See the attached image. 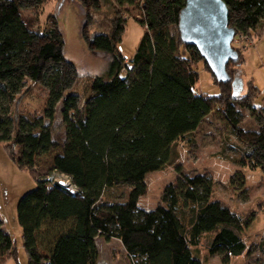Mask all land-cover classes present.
<instances>
[{
    "label": "trees",
    "instance_id": "1",
    "mask_svg": "<svg viewBox=\"0 0 264 264\" xmlns=\"http://www.w3.org/2000/svg\"><path fill=\"white\" fill-rule=\"evenodd\" d=\"M47 1L0 0V143L37 180L17 203L28 264H94L98 238L120 240L133 264H205L200 256L205 234L211 235L208 256L218 255L228 264L241 255L246 245L240 232L247 221L215 196L209 174H185L177 165L178 177L165 187L156 208L140 207L139 199L147 191L146 175L176 162L179 141L194 145L196 131L212 112L221 110L241 138L228 113L230 101L255 114L251 102L258 88L253 86L251 95L238 93L228 64L232 80L215 78L219 94L195 92L197 64L204 59L180 36L186 0H82L88 46L103 52L109 66L92 79L91 95L81 105L79 93L66 95L79 72L64 56L56 17L50 14L46 25L40 19ZM224 1L236 31H250L264 19V0ZM103 4L111 7L106 28L90 36V10L102 12ZM126 5L141 8L144 15V34L131 59L118 46L128 22L121 9ZM29 80L47 90L46 106L39 115L14 117L11 104L27 92ZM61 101L62 142L54 132ZM243 141L249 152L239 163L264 170V128L255 140ZM57 149L50 169L67 176L75 192L39 174L37 160ZM237 176L244 188L243 173ZM10 258L17 259L16 241L0 217V264Z\"/></svg>",
    "mask_w": 264,
    "mask_h": 264
},
{
    "label": "rangeland",
    "instance_id": "2",
    "mask_svg": "<svg viewBox=\"0 0 264 264\" xmlns=\"http://www.w3.org/2000/svg\"><path fill=\"white\" fill-rule=\"evenodd\" d=\"M137 1L142 2V0ZM108 7L103 4L102 12L99 13L94 9L90 10L94 17L88 29L90 36L97 29L106 28L108 20L105 15L111 14ZM121 9L125 12L123 15L128 18V22L118 46L124 56L131 59L144 34L145 27L140 23L144 15L142 9L136 6L126 5ZM50 14L55 15L63 33L65 58L72 62L79 72L75 85L66 95L71 92L79 93L81 105H84L91 95L92 79L97 75L106 74L108 59L103 52H92L88 46L84 35L88 13L82 0H48L43 5L40 18L43 25H46ZM232 45L239 52V59L229 63L234 71L232 82L238 80L237 92L243 96L247 91L251 95L253 86L259 90L257 97L251 102L255 107V114L250 108L235 105L233 100L230 101L228 110L240 129L241 138L249 142L259 137L264 128V19L250 31L237 30ZM197 68L200 78L195 85V92L219 94L221 87L215 82V77L209 72L204 60L197 64ZM26 88L27 92L18 95L11 104L10 110L14 117L27 112L39 115L46 106L47 90L42 85L29 80ZM241 100L243 99L240 98ZM61 109L62 101L57 105L54 122L55 138L60 142L65 137ZM241 138L236 134L233 125L225 119V114L221 110L212 112L196 131L194 145H190L187 141H179L176 144L178 154L176 162L163 170L152 171L146 175L147 191L140 197L139 206L151 210L161 203L165 187L176 181L178 177L177 165L182 166L185 174L207 173L215 182V196L247 221L240 232L246 250L241 255L232 257L228 264H264V170L260 167L253 169L239 163L241 157L249 152V147ZM4 145V142L0 143V214L5 220V228L12 232L16 241L17 259L10 258L3 264H28V255L23 248L22 231L17 219V203L24 193L37 186V180L30 171L21 169L9 158L8 150ZM58 150L44 154L37 160L41 177L52 181L57 177L67 179L50 169L53 156ZM239 171L245 177L244 188L239 185L237 176ZM233 178L234 182H232ZM55 228L59 229L58 226ZM19 230L21 234H18ZM210 238V234L203 236L200 243L201 258L205 264H224L220 256H208L206 248L210 244ZM43 241L41 246L46 250L47 246ZM97 251L94 264H133L121 241L116 238L110 241L99 238Z\"/></svg>",
    "mask_w": 264,
    "mask_h": 264
},
{
    "label": "water",
    "instance_id": "3",
    "mask_svg": "<svg viewBox=\"0 0 264 264\" xmlns=\"http://www.w3.org/2000/svg\"><path fill=\"white\" fill-rule=\"evenodd\" d=\"M178 26L182 41L196 47L217 81L230 82L227 65L239 59V52L232 45L236 30L230 25L226 2L186 0Z\"/></svg>",
    "mask_w": 264,
    "mask_h": 264
},
{
    "label": "built area",
    "instance_id": "4",
    "mask_svg": "<svg viewBox=\"0 0 264 264\" xmlns=\"http://www.w3.org/2000/svg\"><path fill=\"white\" fill-rule=\"evenodd\" d=\"M128 61H130V60H128ZM59 175H61V174H59ZM59 175H58V176H59ZM61 176H64V177H66L67 179H65V178H58V177H57V179H56L55 181L59 182L60 184H62V185H64V186H66V187H67L69 190H71L72 192H75V187H74V185H72L70 179H69L67 176H65V175H61Z\"/></svg>",
    "mask_w": 264,
    "mask_h": 264
},
{
    "label": "crops",
    "instance_id": "5",
    "mask_svg": "<svg viewBox=\"0 0 264 264\" xmlns=\"http://www.w3.org/2000/svg\"><path fill=\"white\" fill-rule=\"evenodd\" d=\"M0 217L2 218V220H3V226H4V228H5V220H4V218L2 217V215L0 214ZM5 230L13 237V234H12V232L9 230V229H6L5 228ZM18 234H21V231L19 230L18 231ZM99 239V238H98Z\"/></svg>",
    "mask_w": 264,
    "mask_h": 264
}]
</instances>
